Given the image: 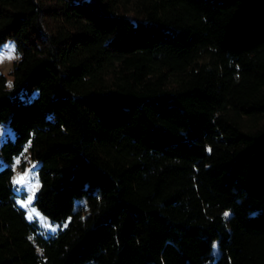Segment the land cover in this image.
<instances>
[{
    "label": "trees",
    "instance_id": "1",
    "mask_svg": "<svg viewBox=\"0 0 264 264\" xmlns=\"http://www.w3.org/2000/svg\"><path fill=\"white\" fill-rule=\"evenodd\" d=\"M10 39L0 264H264V0H0Z\"/></svg>",
    "mask_w": 264,
    "mask_h": 264
},
{
    "label": "rangeland",
    "instance_id": "2",
    "mask_svg": "<svg viewBox=\"0 0 264 264\" xmlns=\"http://www.w3.org/2000/svg\"><path fill=\"white\" fill-rule=\"evenodd\" d=\"M20 57L19 49L15 39L7 40L0 44V72L7 76L8 82H11L12 77L9 75L13 64ZM8 138H13V132L7 124L0 125V145ZM17 161H19L17 163ZM6 162L0 155V170L5 166ZM39 163L32 158L28 147L14 159L12 164L14 174L12 183L17 204L26 212V217L29 220L37 222L41 230L45 234H53L63 227L59 223L51 222L45 215L40 213L33 204L40 183L38 178ZM16 181H19L17 183ZM31 197V199H29ZM213 253H218L217 246L214 245Z\"/></svg>",
    "mask_w": 264,
    "mask_h": 264
},
{
    "label": "snow or ice",
    "instance_id": "3",
    "mask_svg": "<svg viewBox=\"0 0 264 264\" xmlns=\"http://www.w3.org/2000/svg\"><path fill=\"white\" fill-rule=\"evenodd\" d=\"M9 87H11L12 85L11 84H9L8 85ZM209 151H211L210 149H209ZM19 161H17V163H18ZM17 183H19V181H16ZM29 199H31V197H29ZM229 216V214L226 212V213H224V218L226 219L227 217ZM29 219H31V217H29Z\"/></svg>",
    "mask_w": 264,
    "mask_h": 264
}]
</instances>
